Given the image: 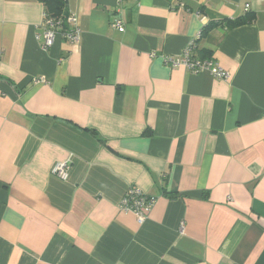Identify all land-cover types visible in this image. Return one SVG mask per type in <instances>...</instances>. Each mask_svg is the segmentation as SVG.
Returning <instances> with one entry per match:
<instances>
[{"label":"crops","instance_id":"crops-1","mask_svg":"<svg viewBox=\"0 0 264 264\" xmlns=\"http://www.w3.org/2000/svg\"><path fill=\"white\" fill-rule=\"evenodd\" d=\"M44 12L0 0V264H264V0H70L47 51Z\"/></svg>","mask_w":264,"mask_h":264},{"label":"built area","instance_id":"built-area-1","mask_svg":"<svg viewBox=\"0 0 264 264\" xmlns=\"http://www.w3.org/2000/svg\"><path fill=\"white\" fill-rule=\"evenodd\" d=\"M70 0H65L69 3ZM249 7V6H247ZM200 15V13H198ZM113 27L123 31L125 29L122 20L116 19ZM42 31L38 35L41 48L44 51L51 49L58 36L62 37L73 45L81 43L82 31L79 26L78 18L75 14H69L66 20L52 17L46 11L43 14V22L41 24ZM194 45L185 49L178 57L166 56L164 62L172 68L184 67L193 73H201L210 71L214 77L221 80H230L231 74L221 68L213 60L198 59L192 55ZM37 84L46 83L45 77L34 80ZM69 166L67 163H59L53 169V174L64 180L68 177ZM157 202V198L149 196L137 187H130L120 201V209L126 213H132L136 217L138 223L143 225L149 218ZM180 233H184V224L182 223Z\"/></svg>","mask_w":264,"mask_h":264},{"label":"trees","instance_id":"trees-1","mask_svg":"<svg viewBox=\"0 0 264 264\" xmlns=\"http://www.w3.org/2000/svg\"><path fill=\"white\" fill-rule=\"evenodd\" d=\"M42 3L44 4L45 11L51 15L52 17L60 18L62 20H66L67 18V3L65 0H41ZM255 19L254 15H248L245 18H240L235 21H229V28H236L242 25H245L249 22H253ZM213 28L212 26H208L206 28V32Z\"/></svg>","mask_w":264,"mask_h":264}]
</instances>
